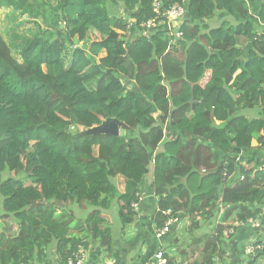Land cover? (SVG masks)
Wrapping results in <instances>:
<instances>
[{
    "label": "trees",
    "instance_id": "obj_1",
    "mask_svg": "<svg viewBox=\"0 0 264 264\" xmlns=\"http://www.w3.org/2000/svg\"><path fill=\"white\" fill-rule=\"evenodd\" d=\"M36 1L0 0L36 29L19 48L0 29V264H49L53 246L66 264L92 243L113 256L105 215L116 206L123 233L145 181L157 199L153 236L180 216L190 233L220 216L181 251L203 246L193 264H217L224 231L264 204V156L236 158L254 141L264 154V0H160L184 6L181 38L143 29L155 0H59L49 14ZM222 13L230 20L211 27ZM109 118L120 136L85 133Z\"/></svg>",
    "mask_w": 264,
    "mask_h": 264
},
{
    "label": "crops",
    "instance_id": "obj_2",
    "mask_svg": "<svg viewBox=\"0 0 264 264\" xmlns=\"http://www.w3.org/2000/svg\"><path fill=\"white\" fill-rule=\"evenodd\" d=\"M186 17L182 21L186 20ZM230 20L224 13L219 14L218 19L211 20L208 24L212 27L220 25L221 22ZM177 26V24L175 23ZM211 73H207L206 77L201 81L200 85L203 87L208 83ZM261 110L246 113L250 119H257L261 116ZM259 143L254 141L252 149L249 151H242L238 155L237 161L246 166L253 159L254 156L263 157L264 154L258 150ZM124 182V181H123ZM150 181H145L144 187L141 190V203L139 208L135 210L137 215L135 221L129 225L122 233V224L119 219L109 221L113 229V256L108 257L100 246L96 243L90 245V249L86 252V260L84 264H151L155 261V255L159 250H164L166 257L170 259L172 264H193L194 261L200 262L201 247H190L187 256L182 254V249L188 245L191 246L193 240L199 236L211 234L216 231L219 224L220 216L216 217L213 222L204 227L202 231L190 233L191 228L190 219L180 216L179 222L175 223L169 234L159 236L158 232L164 226L155 228L156 224L152 223L154 227V236L150 234L148 224L152 221L157 207V199L150 193ZM120 192H124V186L119 188ZM253 212H256L252 219L264 221V204L254 205L250 207ZM118 214V211H117ZM107 215V213H106ZM169 215V214H167ZM250 219V218H249ZM241 221L235 224V229L224 231L223 235V249L225 254L217 261L219 264H250V259H253L255 264H264V249L260 252V257L256 254L249 253V248L252 246L262 245L264 247V225L259 228H253L248 224V220ZM3 224V222H2ZM186 229V230H185ZM151 230V229H150ZM180 235V237H179ZM183 235V236H182ZM184 235L186 238H184ZM182 236V239H181ZM192 239L191 241H189ZM236 244V245H235ZM142 254L139 260L138 255ZM255 257V258H253ZM49 264H58L56 248L53 246L48 252ZM46 264V263H34Z\"/></svg>",
    "mask_w": 264,
    "mask_h": 264
},
{
    "label": "rangeland",
    "instance_id": "obj_3",
    "mask_svg": "<svg viewBox=\"0 0 264 264\" xmlns=\"http://www.w3.org/2000/svg\"><path fill=\"white\" fill-rule=\"evenodd\" d=\"M29 1H30V4H31L32 0H29ZM58 2H59V0H37L36 1V5H35V10L40 9V6L43 3H45L44 4V5H46L45 8L47 9V12L49 14L51 11H54V9H56L58 7ZM3 6L0 8V29H1V31L4 34L5 40L8 43H11V45L12 44H16L17 45L16 47L19 48V46H21V44L24 42L25 39H28V38L32 37L33 34L31 33V31L36 32V29L33 27L32 20L30 18H28V17H25V18L24 17H18V16H16V13H15V15L13 17H9L10 13L13 11L12 8L8 9L6 7H3ZM112 10H113V13L118 14L120 16H124V14H125L123 8H118V9L113 8ZM27 20H29V22H31V23H28ZM15 26L17 28L18 27L19 28L14 30L15 33H13V29H15ZM44 26L45 25H43V27ZM177 28H178V25L176 27H174L173 29L177 30ZM75 43L79 47H81L83 45L82 43L77 42V41H75ZM13 55L17 59H19V60L21 59L20 50H17L15 47H13ZM103 57H104V55L101 56V58H103ZM123 82H124L126 87H128L130 90L132 89V85L130 83H126L125 80H123ZM10 175L11 174H9V173H5V174H3V177L6 179ZM14 175H16V174H14ZM20 176H18L19 179H22V180L26 179L25 175L23 176V174H20ZM116 184L118 185L119 188L121 186H124L123 185V179L122 178H118V180L116 181ZM112 211L113 212L109 213L108 215H105L106 218L109 219V221H114V220L117 219V207L114 206L112 208ZM77 213H78V215L80 217H85L86 211H78ZM8 223H9V225H11L13 222H12V220H9ZM182 236H181V239H182ZM179 237H180V235H179ZM184 238H186L185 235H184ZM189 241H191V239Z\"/></svg>",
    "mask_w": 264,
    "mask_h": 264
},
{
    "label": "built area",
    "instance_id": "obj_4",
    "mask_svg": "<svg viewBox=\"0 0 264 264\" xmlns=\"http://www.w3.org/2000/svg\"><path fill=\"white\" fill-rule=\"evenodd\" d=\"M153 9L156 14L154 18L147 23H145L142 27L145 31H151L158 29L161 26H165L169 32L175 34L177 38H181L182 34L179 32V26L182 23L183 18L185 17V8L182 5H174L170 7L168 10H165L164 5L160 0H155L153 4ZM175 23L178 25L177 30L173 28L176 27ZM134 210L139 208V203L133 205ZM166 214H171V211H167ZM179 222V218L171 219L167 222V224L158 232L159 236L169 234L172 230V227L175 223ZM248 224L253 228L259 229L264 225V221H259L255 219H249ZM264 247L262 245L252 246L249 248V253L257 254L258 251L263 250ZM86 260V252L84 250H80L76 253L72 258H70L66 264H84ZM151 264H170V259L166 257V253L164 250H159L155 255V261ZM219 264V263H217Z\"/></svg>",
    "mask_w": 264,
    "mask_h": 264
},
{
    "label": "water",
    "instance_id": "obj_5",
    "mask_svg": "<svg viewBox=\"0 0 264 264\" xmlns=\"http://www.w3.org/2000/svg\"><path fill=\"white\" fill-rule=\"evenodd\" d=\"M121 131V122L118 119L109 118L104 120L99 126L87 129L85 133L87 135L120 136ZM162 151L164 150L162 149ZM58 205L63 207L61 203H58Z\"/></svg>",
    "mask_w": 264,
    "mask_h": 264
},
{
    "label": "clouds",
    "instance_id": "obj_6",
    "mask_svg": "<svg viewBox=\"0 0 264 264\" xmlns=\"http://www.w3.org/2000/svg\"><path fill=\"white\" fill-rule=\"evenodd\" d=\"M140 196H141V194H140ZM140 203H141V197H140V202H139V205H140ZM171 215V214H170ZM80 251V250H79ZM85 251V250H84ZM86 252V251H85Z\"/></svg>",
    "mask_w": 264,
    "mask_h": 264
}]
</instances>
